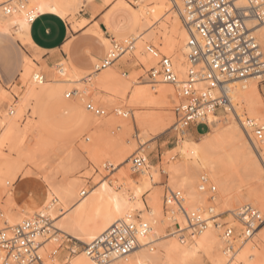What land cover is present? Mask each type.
<instances>
[{
  "label": "bare ground",
  "instance_id": "1",
  "mask_svg": "<svg viewBox=\"0 0 264 264\" xmlns=\"http://www.w3.org/2000/svg\"><path fill=\"white\" fill-rule=\"evenodd\" d=\"M109 1L76 0V3L79 8L89 6L96 13ZM138 1L135 6L131 5V7L120 5L119 23L114 28L115 38H106V40L100 41L102 47L99 51L107 54L112 48L113 42L124 49L131 43L132 47L128 51L133 52L141 61L140 63L146 64L150 69L158 67L157 63L162 55H170L178 80H185L188 70L186 56L189 31L185 24L183 26L181 23L183 4L181 8L180 0ZM236 4L245 6L247 0H236ZM44 11L57 12L63 16L68 14L57 0H0V30L14 34L22 40L25 46L31 45V41L26 36L27 30L32 21ZM257 34L259 37L264 36V25L257 28ZM148 42L155 43L161 50L156 47L157 54L150 52ZM91 58L93 62L99 63L100 61L98 57L92 56ZM24 61L23 72L19 78V84H17L20 89L18 99L8 112H4L3 118H0V129L5 123H9L10 127H15L16 121L31 109L40 116L41 123H43L49 108L68 91L65 85L80 84L83 80L86 82L95 78L99 83H109L114 79L112 67L109 66L100 72L90 71V66L83 67L72 57L62 59L58 64L53 65L60 73L54 74L52 80L48 82L45 80L48 78L45 72L40 74L44 70L43 66L27 55H25ZM37 75H43L44 81L39 82ZM162 83L161 85L165 86ZM208 84V82L199 81L195 87L204 90ZM157 85L142 88L137 93V98L149 105L167 102L170 95L180 101L179 83L171 84L174 88ZM70 91L75 92L74 98L80 93L76 88L68 92ZM3 97H6V94L0 86V99ZM233 100L238 114L242 117V122L240 120L239 122L243 128L246 126L251 133V124L264 127V99L256 79H248L243 87L236 86ZM239 109H243L244 113L242 114ZM221 112L215 114L211 112L207 122L221 119V123L225 124L221 128L222 130L213 132L214 134L201 142L187 136L181 138L177 149L183 163L171 166V172L174 175L172 182L176 188H186L187 200L195 201L201 196V190L198 191L195 187L197 176L199 173L205 174L209 182L214 181L221 188L225 211H229V215L234 217L233 212L236 209L233 210V208L238 204L254 203L264 208V168L260 165L261 162L263 164V161L255 146L245 137L246 130L243 131L241 127L239 129L230 114L234 118H238L232 112ZM219 113L221 114L218 115ZM125 115L127 116L126 113ZM136 119L141 125L152 130V134H149L150 132L145 128L148 136H152L150 139L162 129L161 120L156 116L138 114ZM248 119L250 125L247 124L246 120ZM144 140H142L143 145L148 142V140ZM2 141H0V145H2ZM105 143L104 146L100 143L97 145L93 143V146L91 144V156L100 163L108 160L105 162L107 166H113L115 170L120 171L117 177L97 180L94 186H91L92 188L89 186L85 188L84 181L79 178L62 181L45 178L31 192L18 189L5 205V213H1L3 222L0 223V229L18 224L36 214L49 217L52 220L54 231L51 229V234L38 237L39 240L46 239L41 252H48L51 251L50 247L59 243L62 237L73 238L89 244L119 221L138 223L142 220L149 224L150 230L147 233H138L136 249L125 257L112 255L105 264H197L198 253L202 249L209 252L215 250L214 263L223 264L224 255L220 251V247L222 241L224 245V238L221 232L220 236L217 234L218 232L216 233V230L220 231L221 229L214 224L213 220H210L208 226L201 231L191 227L185 231H173L170 233L173 235L172 237L164 238L163 236L164 241L155 248L156 240H161V229L167 224L162 215V201L152 190L154 181L158 179L157 167L152 166L146 158L145 166L139 171L141 172L140 183L134 184L127 171L123 169L131 162V147L117 138L113 150L110 151L105 149ZM257 145L263 149L264 153V139ZM231 168L247 170L251 178L258 184L247 192L226 191L224 185L230 178L229 170ZM83 188L88 189L85 196H81ZM260 211L262 212V210ZM215 215L217 216L215 219L218 220L219 213ZM230 225L235 227L233 238L238 246L234 251H231L224 245L226 264H264V225L247 241H244V238L240 236L242 225L235 218L233 225ZM185 226L186 223L182 228ZM77 249L73 248L75 252H69L64 259L60 258L63 251L60 253L56 251V261L53 263L98 264L85 250Z\"/></svg>",
  "mask_w": 264,
  "mask_h": 264
},
{
  "label": "rangeland",
  "instance_id": "2",
  "mask_svg": "<svg viewBox=\"0 0 264 264\" xmlns=\"http://www.w3.org/2000/svg\"><path fill=\"white\" fill-rule=\"evenodd\" d=\"M67 1L69 0H62L63 3L68 4ZM138 2V0H110L101 10L104 12L103 22L105 24L102 25V28L100 27V20L97 21L99 14L96 15L93 8H91L92 12H89V8L87 7H84L83 9L78 8V12L73 13L67 18V20L71 24V30L74 33L73 35L80 33L82 28L96 20L94 26L89 28L84 35H91L99 42L106 40V38L113 39L115 38L114 28L119 23L118 14L120 11V5L124 4L127 7H131V5L135 6ZM180 4L182 8V0H180ZM181 21L184 26L182 18ZM75 41L76 39L71 35V41L65 47V56L67 58L75 56L77 47H79L81 51L90 54V49L85 46V40L77 43ZM147 44L154 45L161 50V48L153 42H148ZM23 49L28 50L29 52L27 46L18 45L11 38H0V52L5 54V57L10 63L17 59V54L23 51ZM105 54L106 52L103 54L99 63L93 62L89 68L90 71L96 69V65L101 63ZM33 59L38 64H44L45 62L40 55H36V58ZM140 62L141 61L133 54V52L127 50L126 53L120 56L119 59L110 66L112 67V72L114 74V79L111 82L99 83L95 78L92 81L85 82V80H83L80 84L65 85L68 91L74 88L78 89L80 91L79 95L75 98L74 96L67 98L66 93L68 91L64 93L54 102L52 107L49 108L43 123H41L40 116L35 114L31 109L16 121V126L18 124L17 129H15L16 126L10 127L9 123L4 124L0 129V141L3 140L2 145H0L1 224L3 222L1 213H5V205L8 203L9 199L14 196L15 191L18 189H24L27 192H31L34 187L42 183L45 178L54 179L56 181L79 178L84 181L86 188L87 186L93 187L97 180L114 179L117 177L120 171L117 169L106 170L104 166H107L105 162L108 160L100 163L96 158L91 156L90 152L93 143L94 145L100 143L104 146V142H106L105 149L107 148V150L111 151L118 138L121 142L131 147V158L134 155L145 156L144 158H147L151 164L157 167L158 179L154 184L155 188L152 190L162 201V215L167 224L161 229V240H156L155 248L164 241L163 236L164 238H170L173 236L170 235V233L177 231V226L174 225L173 221L168 219L167 210L165 209L164 204V196L167 190L171 188L173 190H181L186 199V188L180 189L173 186L174 184L172 181L174 175L171 172V166L173 164L183 163V159L177 149L181 143V138H186L187 136L188 138L201 142L206 137L222 130L221 128L225 124L221 123L222 120L219 119L214 122H207V124L203 125L196 123L191 124L183 133L178 129H175V123L177 121L176 108L182 100L181 96L179 101L170 95L167 102L164 101L165 104L162 102L156 105H149L147 102L142 101V99L137 98V93L142 88H148L152 85H157V83H159L157 86H160L162 83H151L148 77L150 68L146 64ZM7 67L10 68L11 66L8 64ZM20 69V65L16 62L14 66L11 67V74H8L4 80L0 79L1 87L6 94V97L0 99V118H3L4 112H8L18 99L20 89H18L19 87L17 84H19L18 78L21 75ZM50 71H52L53 74L60 73L57 67H51L50 70H42L40 74L45 72L46 75V73L49 74ZM45 80L48 82L52 80L50 74ZM161 86L165 88L171 86L174 88L171 84ZM260 88L261 95L264 99V86ZM7 94L10 96L9 102L6 105H3L2 102L7 98ZM89 102L102 107L106 113L102 116L93 114L86 108V105ZM239 110L242 114L244 113L242 111L243 109ZM125 113L127 116L124 115ZM138 114H150L161 120L162 129L159 130L152 139H150L152 136H148V133H146L145 128L147 127L141 125L136 119ZM230 115L233 121L237 123L239 129L241 127L244 131L239 120L234 118L232 114ZM9 129L11 130L9 131ZM147 130L150 132L149 134H152L151 129L147 128ZM244 133L246 139L250 141L246 132ZM100 137L102 138L101 140ZM98 138L99 140H97ZM144 139L148 140V142L143 145L142 140ZM95 141L99 142L96 143ZM260 165L264 168L262 162ZM123 169L127 171L129 178L134 184L140 183L141 172L134 171L131 162H129ZM202 176L206 175L199 173L195 182V187L198 191H200L199 184ZM229 176L230 178L224 185L226 191L247 192L258 184L253 178H251L247 170L243 171L242 169L231 168L229 170ZM211 183L217 188V200L214 203V206L216 207L215 214L219 213L217 221L219 223L229 222L233 225L234 217L229 215V211H225L226 207L224 206V201L221 197V188H219L214 181ZM200 192L201 196L197 200L189 201L186 199V205L188 208L196 210L199 207L204 208L211 204L209 195L202 191ZM251 204L257 206L262 212H264L263 207L254 203ZM241 205L243 204L234 206L235 208H233V210ZM3 209L4 211H2ZM177 221L181 223V226L185 224V221L181 216L178 217ZM220 232L222 233V229L220 231L216 230V233L219 234V236ZM70 239L73 238L62 237L59 243L50 247L51 251H42L44 252L43 257L45 263L50 264L56 261V251H59L60 253V251L65 249L68 250L69 253V248L73 245L72 240ZM235 246L237 248V243H235ZM81 249H83V247L78 246L77 250ZM223 249L224 245L222 241L220 251H222L224 255L223 264H226L227 257L224 254ZM54 253L56 254L53 255ZM215 253V250L212 252L205 249L200 250L198 253L197 264H215Z\"/></svg>",
  "mask_w": 264,
  "mask_h": 264
},
{
  "label": "built area",
  "instance_id": "3",
  "mask_svg": "<svg viewBox=\"0 0 264 264\" xmlns=\"http://www.w3.org/2000/svg\"><path fill=\"white\" fill-rule=\"evenodd\" d=\"M182 4L183 23L189 31L187 77L179 81L172 58L162 55L158 67L148 72L151 83L180 84L182 100L176 108L175 129L181 133L191 124H207L211 112H232L242 122L234 105L235 87H243L251 78L256 79L260 87L264 86V36L259 37L257 34V28L264 25V0H247L245 6H238L236 0H182ZM131 47V43L124 49L113 42L112 48L95 70L98 72L111 66ZM149 51L158 53L153 45H149ZM37 80L43 82L44 76L37 75ZM199 81L208 82L207 88L197 89L195 84ZM74 94V91H70L66 97L71 98ZM86 108L97 116L106 113L92 102L87 103ZM246 121L248 125L251 124L249 119ZM251 127V133L246 126L244 129L264 164L263 149L257 145L264 139V127L254 124ZM131 163L132 169L139 172L145 166L146 158L134 155ZM104 168L115 170L113 166ZM199 189L209 195L211 204L195 210L187 207L181 190L169 188L164 196L168 219L174 222L179 231H185L188 227L201 231L213 220L222 229L225 248L234 251L235 227L229 222L219 223L215 219L216 186L202 176ZM87 192L88 189L83 188L81 196ZM180 216L186 223L185 228L177 221ZM233 216L242 225L240 236L244 241L264 225V214L251 203L239 206ZM52 228V220L41 214L1 228V264H46L41 252L46 239L39 240L38 237L51 234ZM149 230V224L142 220L138 223L119 221L89 244L70 239L73 245L69 251L74 253L73 248L82 246L98 264H105L112 255L125 257L133 252L138 245V233H147Z\"/></svg>",
  "mask_w": 264,
  "mask_h": 264
},
{
  "label": "crops",
  "instance_id": "4",
  "mask_svg": "<svg viewBox=\"0 0 264 264\" xmlns=\"http://www.w3.org/2000/svg\"><path fill=\"white\" fill-rule=\"evenodd\" d=\"M57 1L62 5V7L67 11L68 14L66 16H63L60 13L52 12V11H44L40 13L32 21L26 33L27 38L32 43L31 45L27 46L29 52L28 50L23 49V51L17 54V59L12 63H10L7 60L4 53L0 52V79L4 80L5 77L8 76V74H11V67L14 66L16 62L20 65L21 68L20 74H22L24 62H25L24 61L25 55L31 58H35L36 55L42 56L45 62L44 64H39V65L43 66L44 70H50L54 64H58L62 59L67 58L65 56V47L71 41V35L74 36V38L76 39L75 41L76 43L85 40L84 41L85 46H87L90 49V54H88L85 53L84 51H81L79 47H77L74 60L78 62L81 66L89 67L92 65L93 60L91 58V55L98 57L99 59L103 57L104 53L102 51L101 52L99 51V49L102 47L100 42L91 35H84V33L89 28L94 26L96 20L95 22L93 21V23L91 22L87 24L84 28H82L80 33L73 35L74 33L71 30V24L67 20V18L71 16L73 13L78 12L79 7L77 6L76 0H69L67 1L68 4L63 3L62 0H57ZM86 7L89 8L88 9L89 12L90 11L92 12L91 7L89 6ZM101 10L102 8L96 12V15L99 14V18L97 19V21L100 20V27L102 28V25L105 24L103 22L104 12H102ZM0 38H5V39L11 38L18 45L24 46L20 38L16 37L14 34H11L9 32L0 30ZM8 64L11 66L10 68L7 67ZM49 74H50V78L54 76L52 71H50ZM49 74L46 73L47 77ZM0 86H1V82H0ZM9 98L10 96L7 94V98L3 100L2 104L6 105L9 102ZM199 125H203V124H199ZM151 165L156 167L153 164ZM155 182L156 181H154V184ZM67 253L68 250L64 249L63 254L60 256V258L64 259Z\"/></svg>",
  "mask_w": 264,
  "mask_h": 264
}]
</instances>
